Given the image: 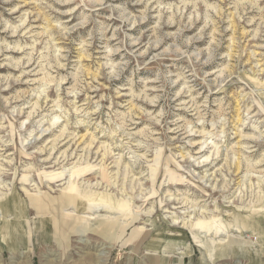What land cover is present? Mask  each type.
<instances>
[{
  "label": "rangeland",
  "instance_id": "1",
  "mask_svg": "<svg viewBox=\"0 0 264 264\" xmlns=\"http://www.w3.org/2000/svg\"><path fill=\"white\" fill-rule=\"evenodd\" d=\"M0 264H264V0H0Z\"/></svg>",
  "mask_w": 264,
  "mask_h": 264
},
{
  "label": "bare ground",
  "instance_id": "2",
  "mask_svg": "<svg viewBox=\"0 0 264 264\" xmlns=\"http://www.w3.org/2000/svg\"><path fill=\"white\" fill-rule=\"evenodd\" d=\"M35 107V106H34ZM55 122V121H54ZM57 122V121H56ZM42 132V131H41ZM191 134H192V132H191ZM73 141V140H72ZM215 155V154H214ZM209 157H207V159L205 160V161H207V160H209L208 159ZM118 164V163H117ZM239 164L240 163H238V168H239ZM255 164V163H254ZM248 166V165H247ZM127 173V172H126ZM131 174V173H130ZM78 197H76V201L78 200H82V198H86V199H89V200H98V201H102V202H105L104 203V207H105V210L108 212V213H110V214H121L122 213V210H121V213L119 212L118 213V210L117 211H114V210H116V207H117V204H118V202H116L111 196H109V195H107V194H102L101 196H97V195H94V196H92V195H88V196H86V195H81L80 194V196L79 195H77ZM82 196H84V197H82ZM64 197H66V201L68 202V200H69V203L71 202V200H73V202H74V198L73 197H71V196H69V195H64ZM123 206V205H122Z\"/></svg>",
  "mask_w": 264,
  "mask_h": 264
}]
</instances>
